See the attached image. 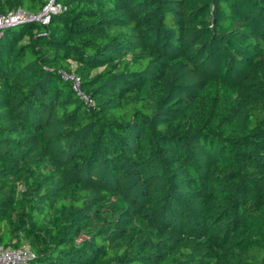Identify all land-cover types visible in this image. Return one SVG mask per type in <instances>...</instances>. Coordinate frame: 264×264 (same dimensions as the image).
<instances>
[{
	"label": "trees",
	"instance_id": "16d2710c",
	"mask_svg": "<svg viewBox=\"0 0 264 264\" xmlns=\"http://www.w3.org/2000/svg\"><path fill=\"white\" fill-rule=\"evenodd\" d=\"M55 2L0 36V244L30 264H264V0Z\"/></svg>",
	"mask_w": 264,
	"mask_h": 264
},
{
	"label": "built area",
	"instance_id": "2783aa9c",
	"mask_svg": "<svg viewBox=\"0 0 264 264\" xmlns=\"http://www.w3.org/2000/svg\"><path fill=\"white\" fill-rule=\"evenodd\" d=\"M44 1H46L45 6L37 14H32L23 8H16L5 15H0V36L4 29L21 23L34 21L47 25L51 16L62 10V6L56 3L55 0ZM61 75L63 79L72 81L73 91L81 100L87 102V97L80 89L79 78L65 73H61ZM34 258V253L27 247L6 248L0 244V264H30Z\"/></svg>",
	"mask_w": 264,
	"mask_h": 264
},
{
	"label": "rangeland",
	"instance_id": "374dc122",
	"mask_svg": "<svg viewBox=\"0 0 264 264\" xmlns=\"http://www.w3.org/2000/svg\"><path fill=\"white\" fill-rule=\"evenodd\" d=\"M24 247H27V246H24ZM28 248V247H27Z\"/></svg>",
	"mask_w": 264,
	"mask_h": 264
}]
</instances>
